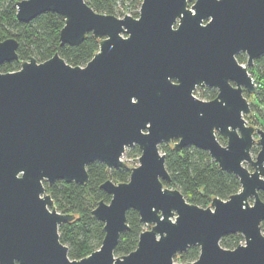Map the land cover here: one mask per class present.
Instances as JSON below:
<instances>
[{"label": "water", "instance_id": "obj_1", "mask_svg": "<svg viewBox=\"0 0 264 264\" xmlns=\"http://www.w3.org/2000/svg\"><path fill=\"white\" fill-rule=\"evenodd\" d=\"M16 6L23 22L46 11L61 14L62 45L80 43L89 32L100 43L83 66L56 52L0 70V263L264 264V128L248 123L245 95L258 90L249 66L264 55V0H143L137 17L101 13L86 0ZM18 47L15 37L0 40V65L17 60ZM198 86L218 93L199 98ZM174 139L177 148L207 150L238 176L241 189L203 207L166 185L172 176L160 144ZM135 145L140 163L129 179L101 184L111 196L93 209L104 222L101 246L71 258L59 228L75 215L57 209L44 181L85 184L89 163L128 166L123 156ZM131 208L150 228L134 250L116 255ZM235 233L245 242L224 247L222 238ZM191 245L200 247L198 258L177 263L175 255Z\"/></svg>", "mask_w": 264, "mask_h": 264}, {"label": "trees", "instance_id": "obj_2", "mask_svg": "<svg viewBox=\"0 0 264 264\" xmlns=\"http://www.w3.org/2000/svg\"><path fill=\"white\" fill-rule=\"evenodd\" d=\"M18 0H0V40L15 37L19 41L17 60L0 65L1 71H14L20 68L23 60L34 56L38 61H44L59 52L72 65H85L99 49L100 39L89 32L85 39L76 44H61L60 32L65 24L64 17L55 11H46L29 22H23L17 17ZM96 11L106 14L123 16L131 14L139 15L142 0H86ZM123 7L125 12H120ZM132 9V10H131ZM134 10V11H133ZM241 63L247 62L245 55L239 54ZM258 78V90L254 94L257 102H250L251 107L263 105L264 107V55L255 60ZM249 67V72L254 69ZM206 99H213L217 91L208 87ZM248 92L245 93L249 97ZM255 110L246 115L248 123H253L255 118L264 128V112L256 115ZM220 141L224 137L218 135ZM161 149L166 154V166L171 173L172 180L166 185L179 188L186 198L200 206L210 205L215 196L227 199L231 194L241 189V183L237 175L223 170L211 157L207 150L197 148L193 145L177 148L175 143H161ZM257 144L252 151L258 152ZM133 151L141 152L135 145ZM89 181L85 184L67 182L58 179L50 184L44 181L47 192L52 195L55 206L60 212L73 213L75 218L60 225L61 240L69 246L71 258L80 259L99 248L105 236L104 222L99 220L93 209L97 203L104 199L109 202L111 196L101 188V184L107 179L115 182L127 181L130 177L131 167L110 168L102 161H94L87 166ZM264 200V191H260ZM129 228L121 233L119 243L116 247V255L129 253L137 247L140 233L145 229L137 210L131 208L127 212ZM264 230V221L262 222ZM243 236L240 234H229L222 238L221 244L227 248H234L240 244ZM200 254L198 245H191L185 252L181 253L183 262L194 261ZM1 264V263H0ZM15 264H20L16 262Z\"/></svg>", "mask_w": 264, "mask_h": 264}, {"label": "rangeland", "instance_id": "obj_3", "mask_svg": "<svg viewBox=\"0 0 264 264\" xmlns=\"http://www.w3.org/2000/svg\"><path fill=\"white\" fill-rule=\"evenodd\" d=\"M120 12H122V11H124L125 12V10H124V8L123 7H121L120 8ZM132 10V9H131ZM134 11V10H133ZM126 13H128L127 11H126ZM120 16V15H119ZM245 54V57H246V59H247V54L246 53H244ZM243 63H246L245 61L243 62ZM254 66H256V64H255V62H254V64H252V65H250L249 67H254ZM250 73H251V75L252 76H254L255 78H258V74H259V71L257 70V67H254V69H252V71H250ZM253 77V78H254ZM216 89V88H215ZM216 91H217V89H216ZM206 93H209V91H208V86H198L197 88H196V90H195V92H194V94L197 96V97H199V98H202V99H206ZM248 99L250 100V102H257L256 101V97H255V95L254 94H249V97H248ZM252 109L253 110H255L254 111V113L256 112V115H259L260 114V112H264V107H263V105H258V104H256L255 106H253L252 107ZM252 122L253 123H251L252 125H254V126H257V127H261V125L257 122V121H255V118L254 119H252ZM257 137V136H256ZM177 140H173L172 141V144L173 143H175ZM223 144H226L227 143V140L224 138V140L223 141H221ZM258 146V149H260V146L259 145H257ZM134 147L135 146H131V147H127L126 148V153H125V161L129 164V167H132V166H137V165H139V157H140V154H141V152H135V151H133V149H134ZM160 149H161V144H160ZM161 152H163V150L161 149ZM164 153V152H163ZM257 154V151H252V155L253 156H255ZM247 166L251 169V170H253V168H252V166L251 165H249V164H247ZM145 229H148V228H150V226L149 225H145V227H144ZM263 230V229H262ZM263 232H264V230H263ZM235 234H240V235H242L241 233H235ZM243 236V235H242ZM221 241H223V240H221ZM239 241H241L240 243H244L245 242V238H244V236H243V238L242 239H240ZM181 253H177L176 255H175V261L177 262V263H179V262H183L182 261V259H181Z\"/></svg>", "mask_w": 264, "mask_h": 264}, {"label": "flooded vegetation", "instance_id": "obj_4", "mask_svg": "<svg viewBox=\"0 0 264 264\" xmlns=\"http://www.w3.org/2000/svg\"><path fill=\"white\" fill-rule=\"evenodd\" d=\"M245 52H239L238 54H237V56L239 55V54H242V55H245L244 54ZM238 58V57H237ZM239 60V59H238ZM247 61H248V57H247ZM255 62V61H254ZM247 63V62H246ZM246 63H243V64H246ZM247 91L245 90V93H246ZM217 93H218V91H217ZM220 135V134H219ZM223 137V136H222ZM225 138V137H224ZM226 139V138H225Z\"/></svg>", "mask_w": 264, "mask_h": 264}, {"label": "built area", "instance_id": "obj_5", "mask_svg": "<svg viewBox=\"0 0 264 264\" xmlns=\"http://www.w3.org/2000/svg\"><path fill=\"white\" fill-rule=\"evenodd\" d=\"M143 1V0H142ZM139 10H140V8H139ZM139 10H138V12H139ZM123 159L125 160V155L123 156Z\"/></svg>", "mask_w": 264, "mask_h": 264}]
</instances>
